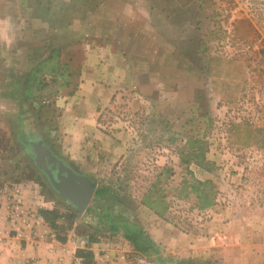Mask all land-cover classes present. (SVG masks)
Listing matches in <instances>:
<instances>
[{"label": "rangeland", "instance_id": "obj_1", "mask_svg": "<svg viewBox=\"0 0 264 264\" xmlns=\"http://www.w3.org/2000/svg\"><path fill=\"white\" fill-rule=\"evenodd\" d=\"M120 54L132 65L127 70L139 75L142 91L134 84L120 89ZM40 61L45 62L36 71ZM86 61H93L97 70L102 68L99 74L118 82L119 90L104 108L100 123L113 132L118 125L120 131L135 136L128 162L120 166V180L113 181L116 185L127 190L130 186H151L157 165L154 160L164 153L163 137L167 136L174 159L168 160L170 170L178 169L183 176L188 173L187 183L174 177L172 190L166 191L171 197L168 220L175 229L202 236L213 219L211 213L201 216L199 212L206 210L195 200V177L203 170L218 174L219 204L234 210L242 235L248 218L261 220L264 0H0V187L9 189L20 181L38 185L42 202L56 207V216L65 221L59 238L72 228L75 238L120 244L125 233L120 227L114 231L109 219L103 222L97 211L86 215L85 210L79 216L35 162L42 145L72 171L92 174L90 168H81L62 154L48 128L53 122L52 100L56 98L50 94L74 93ZM30 70L35 71L36 82L47 83L43 88L38 84L37 89L35 82L32 92L33 97L38 94L45 100L22 102ZM22 105L23 111L34 106L33 112L42 113L49 121L37 124L33 120L36 115H30V120L23 117L17 122L5 115L20 111ZM176 110L193 111L194 120L188 123L183 118V130L174 133L178 123L175 117H164L159 111ZM195 138L200 146L199 156L194 157L198 164H184L183 170L179 169L174 162L178 155L187 160L197 149H181L182 144ZM203 152L214 155L218 163H202ZM138 175L145 178L143 184L136 179ZM212 187L207 184L205 192L211 193ZM17 192L8 197V205ZM121 195L122 204L130 210L142 201L138 195L136 199ZM111 204V200L102 203ZM113 216L118 222L125 220ZM196 239L202 241L201 237Z\"/></svg>", "mask_w": 264, "mask_h": 264}, {"label": "crops", "instance_id": "obj_2", "mask_svg": "<svg viewBox=\"0 0 264 264\" xmlns=\"http://www.w3.org/2000/svg\"><path fill=\"white\" fill-rule=\"evenodd\" d=\"M128 63L120 54V89L134 84L142 91L139 82L141 79L137 72L132 73L127 70L130 66L132 67ZM101 69L97 70V64L93 61H86L83 76L76 91L70 95L55 96L56 98L52 100L53 116L51 119L53 122L48 124V128L52 134L53 142H59L62 154L68 156L72 163L80 165L81 168H90L89 170L92 172L91 174L87 171H75L95 183L94 195L86 208V215L97 211L103 222L106 220L107 213L119 218L125 217L126 223L124 225L120 223V231L125 232L123 233V243L108 241L90 243L88 238L73 237L72 228L67 229L68 233H64V238H59L63 234L60 229L65 221L61 216H56L54 226L47 223L45 228L47 233L53 232L52 235L56 237L55 241L53 236L45 237V235L36 237L37 243L33 246L26 247L24 244H19L5 232L8 197L12 193L20 192L27 203L45 210L46 213H57L56 210H58L50 203L42 202L38 185L20 181L14 183L9 189L0 187V264H28L33 257L39 256H62L64 262L69 263L70 260L73 261L74 256H80V251L91 253L93 261L91 263L77 262L76 264H264V205L261 209V213H263L261 220L258 221L254 216L248 218L243 223L244 234L242 235V226L237 223L234 210L219 204L217 190H219L218 185L221 182L218 174L210 173L209 170L199 171V176L195 177L197 178L196 185H194L195 200L203 209L213 215V219L205 227V235L194 236L179 232L169 222L171 197L166 195V191L172 190L171 184L174 177L187 183L188 173L184 177L182 171L170 170L168 160L174 159L171 149H168L171 144L167 143V136L163 137L164 146H162L161 152L164 151V153L158 155L154 160V164L157 165L155 166V181L151 186H130L127 190L113 182L114 179L120 180V166L124 162L125 165L128 162L127 156L130 154V148L135 147L132 145L135 136L125 130L120 131L118 125L116 126L119 129L115 132L104 130L100 126L99 118L104 112V108L108 106L114 92L119 90L118 82L99 74ZM132 80L133 83H130ZM155 87L157 88V86ZM150 91L148 90V92ZM173 93L171 97L175 99L176 96ZM40 96L37 94L36 100L46 99ZM24 108L25 106L20 111L5 112V115L12 117V120L17 122L22 121L23 117L30 120V115H36L33 120L37 124L42 122L46 125L49 121L42 113L38 114V111L34 113V106L29 108V111H23ZM150 112L148 114H151ZM159 113L164 117H175L174 121L178 123L174 127V133L183 130V118H185V122L189 123L190 119L194 117L193 111L191 114L189 111L178 110L159 111ZM188 115L191 118H188ZM43 124L41 128H44ZM152 127L155 129L157 125L154 124ZM245 127L250 132L253 131L250 127ZM31 128L26 126L27 130L32 131ZM37 132L39 131L37 130ZM169 133L171 134V130ZM198 145V138L180 145L181 149H190L191 147L197 149L194 154L191 153L192 158L187 160L182 159L183 155H178L177 161L174 162L178 163L179 169L183 170L184 164H198V161L194 160V157L199 156L200 146ZM57 146L59 147L58 144ZM187 153H190L189 150ZM200 157L202 163L208 162L213 165L217 164L219 160L214 155H204V152ZM197 169H200V165H197ZM192 175L196 176L197 173ZM136 179L142 184L141 181H145V178L139 175ZM167 182L170 186H167ZM209 183L213 185L211 193L205 192V187ZM98 191H101V198L96 200L95 195ZM121 194L133 198L138 195L142 201L133 210H130L129 207L122 204L119 198ZM104 200H111L114 204L102 205ZM125 227L130 228V232L135 237L138 235L136 239L139 243H149L148 252H141L134 247L133 243L126 238L127 229ZM199 237L202 239L201 242H198L200 239H196ZM243 242L244 246L242 247Z\"/></svg>", "mask_w": 264, "mask_h": 264}, {"label": "built area", "instance_id": "obj_3", "mask_svg": "<svg viewBox=\"0 0 264 264\" xmlns=\"http://www.w3.org/2000/svg\"><path fill=\"white\" fill-rule=\"evenodd\" d=\"M100 126L104 130H109V126L101 124ZM41 209L29 206L20 192L14 195L10 205L7 209L6 228L7 235L15 239L19 244L27 246H33L37 243L36 237L51 235L55 241L56 237L52 235L53 232H46L47 222L44 215L40 211ZM201 216H208L207 211L199 212ZM77 262L86 263L84 258L80 256H74L73 261L69 263L64 262L62 256H39L33 257L28 264H76Z\"/></svg>", "mask_w": 264, "mask_h": 264}, {"label": "water", "instance_id": "obj_4", "mask_svg": "<svg viewBox=\"0 0 264 264\" xmlns=\"http://www.w3.org/2000/svg\"><path fill=\"white\" fill-rule=\"evenodd\" d=\"M39 148L35 158L37 166L43 169L60 196L75 206L80 216L94 195L95 183L72 171L44 146Z\"/></svg>", "mask_w": 264, "mask_h": 264}, {"label": "trees", "instance_id": "obj_5", "mask_svg": "<svg viewBox=\"0 0 264 264\" xmlns=\"http://www.w3.org/2000/svg\"><path fill=\"white\" fill-rule=\"evenodd\" d=\"M45 61H40V63H37L38 64V67L39 68H37L36 69V71L38 70V69H40V68H42V63H44ZM31 71V70H30ZM34 74H35V71L34 70H32L31 72H29L28 74H27V81H26V83L28 84V87H26V88H24L23 90H22V94H21V98H22V101L24 102V103H32L34 100H36V98L37 97H33V90L35 89V85H36V83H37V89H38V84H40L41 83V85H42V88L43 87H46L47 85V83L44 81V80H40V83H38V82H36L37 81V78L34 76ZM36 82V83H35ZM55 82V81H54ZM33 87H34V89H33ZM50 95H57V91H55V92H53L52 94H50ZM40 97H42V96H40ZM38 100H40V99H38ZM193 120H194V117L192 118V119H190V122H193ZM43 183V182H42ZM102 196H103V193H102ZM99 198H101V191L99 192H96V195H95V199L97 200V199H99ZM199 201V200H198ZM200 207H202L201 205H200ZM44 213V215H45V217H46V219L47 220H49V222H50V225L52 226H54V219H55V217H56V213H54V212H52V213H46V212H43ZM42 213V214H43ZM72 217L74 218V217H76V214L74 213L73 215H72ZM106 219H109V223H110V227L114 230V231H117V230H119V227L121 228V224L120 223H122V225H124V223H126L125 222V220H123V221H121L120 220V222H118L117 221V218L115 219V217H113V215L112 214H108L107 213V215H106ZM116 225H119V226H116ZM126 226V225H125ZM126 228V227H125ZM127 229V230H126ZM125 230H126V238L130 241V242H132L133 243V245H134V247L137 249V250H139V251H141V252H148V249H149V247H150V245H149V243H139L138 241H137V237H138V235H137V237H135L134 235H133V233H131L130 232V228H126ZM140 235V234H139ZM151 248H153V247H151ZM154 250V249H153ZM80 257H82V258H84V260H85V262L86 263H91L92 261H93V259H92V254L91 253H89V252H85V251H80ZM189 264H193V263H189Z\"/></svg>", "mask_w": 264, "mask_h": 264}]
</instances>
